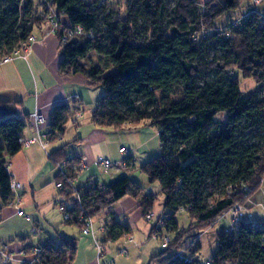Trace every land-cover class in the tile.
I'll use <instances>...</instances> for the list:
<instances>
[{"label":"trees","instance_id":"1","mask_svg":"<svg viewBox=\"0 0 264 264\" xmlns=\"http://www.w3.org/2000/svg\"><path fill=\"white\" fill-rule=\"evenodd\" d=\"M112 1L0 0V56L26 42L34 27L50 18L58 24L51 34L59 43L68 31L82 28L81 35L60 43L59 67L65 74H83L89 87L103 88L91 121L113 129L149 122L159 132L160 142V155L141 167L149 183L158 182V193L145 194L143 187L122 176L105 185V192L93 194L89 214L104 213L129 195L141 199L145 217L161 194L167 210L165 227L172 237L150 264H203L196 257L201 244L195 231L208 228L234 204L246 206L263 184L264 21L260 13L264 8L259 6L240 28L233 29L231 18L247 9L248 0H125L120 6L118 0ZM223 14L230 19L217 27L215 21ZM240 77L257 85L248 96L240 91ZM176 89L181 90L179 101L172 99ZM76 102L53 107L47 130L50 140L62 136ZM29 119L28 114L0 119L4 205L12 198L6 158L21 151L20 139ZM48 157L54 164L67 158L62 149ZM180 209L193 222L186 230L175 220ZM71 213L79 215L75 208ZM107 217L106 244L130 234V227L111 214ZM189 236L185 251L189 249L191 258L175 256ZM216 240L217 249L206 262L264 264L260 223L242 219L231 230L223 228ZM41 248L43 264H70L78 250L77 240L65 237Z\"/></svg>","mask_w":264,"mask_h":264},{"label":"crops","instance_id":"2","mask_svg":"<svg viewBox=\"0 0 264 264\" xmlns=\"http://www.w3.org/2000/svg\"><path fill=\"white\" fill-rule=\"evenodd\" d=\"M49 29L50 25L47 21H43L41 25L34 27L31 35L35 36L36 40L30 45L31 47L27 50L24 57L0 64V117L12 114L22 117L26 114L30 116L38 110L47 119V125L41 129V133L43 134H47L48 122L52 114L51 111L57 103H67L72 99L76 100L73 112L75 115L76 112L81 111L82 115L79 119L81 120L84 119V113L86 112L84 111V105L88 104L86 96H90L94 92L93 90L100 89L99 87H89L87 78L81 73L65 74L61 72L59 67L62 60L61 45L58 37L55 34L49 33ZM95 106H93L92 110ZM92 110L89 119L90 126H85L87 125L86 123H84L85 127L81 126L78 120L74 122L75 125L73 126L75 127L73 131L69 130L68 132V122L61 137L53 140L49 138L46 150L36 143L21 147V151L13 157L6 158L8 165L6 171H8L13 181L21 184V188L16 192L13 201L16 202L19 199V208L22 209L25 215H29L30 219L27 220L23 216L16 215L15 206L10 204V201L4 205L0 195V244L13 242V245H9L10 248L18 251L21 249L29 250L31 246L43 243L58 244L59 239L63 237L68 239L75 238L68 237L67 228L61 225L63 221L62 215L56 210L55 203L53 204V201L59 196V191L55 187L58 181V171L53 160L48 157V154L62 149L64 156L67 158L76 157L78 159L85 156L87 158V168L79 174V183L83 185L95 180L104 186L108 185L97 178V166L94 164V160L99 158L111 160L112 155H107L103 149L106 134L102 130L104 127L96 126L91 121ZM73 116L69 121L74 120ZM125 127L139 130L142 127L147 128L143 133L142 131L141 133H136L138 141L132 150L139 149L145 156H149L150 152L156 151V145L155 148H150L154 137H158L159 135V132L153 125L149 122H143L137 125H125ZM33 129L32 121L29 119L22 133L23 138L30 139L34 137ZM66 135H68L67 140H65ZM73 143L79 145L77 146V151H71L69 154L66 153L70 147L68 145ZM157 150L160 151V146ZM129 154L133 157L132 162L134 163L135 157L132 155L133 153ZM115 173L120 172L114 171L113 174ZM159 196L162 199L160 206L158 209H154L155 205L152 208L155 218L167 212V210L163 209V196L161 194ZM140 203V198L128 195L119 199L112 208L104 211L105 216H107V213L111 214L116 221L130 227V234L133 236V241L130 244H126L123 240L124 238H119V240L111 242L114 248L107 245L104 254L106 260H114L116 263L120 257H125L116 256L115 250L119 249V247L127 248V254L128 250H133V252H130L131 255L129 254L126 257V261L132 260L134 264H150V259L160 252V250L156 249L159 245L155 246L148 243L152 241L150 238L151 224L145 220ZM10 217L14 218L17 226H14V223L8 224L7 221ZM23 218L27 225L32 227V231L34 227L36 228V236L38 235L39 238L36 239V243L34 244H32L33 242L28 243L30 233L25 235L26 231L18 225V221H21ZM21 222L23 225H26L25 222ZM42 223L46 227L42 226ZM63 223L67 224L64 221ZM70 226H75L80 237L82 239L85 238L81 235L80 228L77 225L73 224ZM137 226L140 228L138 230L139 233H141L138 238L133 233L134 228L135 230L138 229ZM226 226L228 224H225L223 228ZM16 240L19 241L18 244ZM76 240L78 243V239ZM31 241L34 240L31 239ZM89 244L92 246L91 240H89ZM90 246L88 247L90 248ZM88 247L86 246L83 251L81 248H78L75 259L70 264H96V252L94 254L95 250L92 251L91 248L89 250ZM137 250L140 251L136 255L135 251Z\"/></svg>","mask_w":264,"mask_h":264},{"label":"built area","instance_id":"3","mask_svg":"<svg viewBox=\"0 0 264 264\" xmlns=\"http://www.w3.org/2000/svg\"><path fill=\"white\" fill-rule=\"evenodd\" d=\"M249 6L244 12L235 16L229 23V25L234 28H240L242 22L251 16L252 13L258 9L259 5L263 4V0H248ZM261 14V20L264 21V13ZM50 24L49 33H54L57 29L58 24L53 20L49 19ZM82 34V28L77 26L74 30L68 31L67 34L61 39V45L66 44L71 39L75 38L76 35ZM36 40L35 36L31 35L26 42L21 43L18 47L12 49L10 53H6L0 56V64L8 63L16 58L24 57L25 52L31 47L30 45ZM82 115L81 111H78L73 116V122H77ZM30 120L32 121L34 137L30 139H20V144L22 147L30 146L32 144L38 143L40 147L44 150L47 149V144L49 142V135L41 133L42 127L47 125V119L42 113L36 110L30 115ZM119 154L121 159L112 162L107 158H99L94 160V164L99 167L104 173L110 172V170L115 171H127L131 170L133 165L132 160H130L131 154L128 153L127 149L124 147L119 148ZM87 158L85 156L79 157L77 161L73 162L71 158H65L59 160L55 163V167L58 171V181L55 184L57 191H59L58 198L54 201L57 210L62 215V219L65 223L76 224L80 228L81 235L83 237H89L91 244L95 249L97 262L96 264H115L114 260H106L104 254L106 252L107 245L104 242V236L107 232V224L109 218L105 216L104 213L91 215L89 214L88 204L96 191L101 193L105 192V186L98 181L88 182L85 184H80L78 176L83 170L87 168ZM8 165L5 164V169ZM10 192L12 193V198L10 204L15 206L16 215L23 216L27 220L30 219L29 215H25L21 208H19V199L14 202L13 197L16 192L21 188L19 182L10 179ZM73 208L78 210L79 215L75 217L71 210ZM179 212L184 213V209H180ZM243 206L239 204H234L228 213L219 216V219H224L227 214L231 217V222L233 221L229 230L233 229L240 221L246 220L247 222H253V216L251 213L244 214ZM145 220L151 224L153 233L150 234V238L159 243L160 248H167L169 242L171 241L172 234L167 231L165 224L167 221L166 214H160L156 218L154 213L150 212L145 215ZM218 219V220H219ZM165 228L164 232H161ZM33 234L36 235V228H33ZM121 238H124L126 244H130L133 241V236L131 234H125ZM108 244V243H107ZM42 245V244H41ZM41 245L31 246L29 250H13L10 248L9 244H0V264H43L41 259L42 248ZM187 254V255H184ZM127 248L119 247L117 249V255H126ZM175 256L182 258H191L190 253H186L183 250H177ZM203 264H211L209 262H203Z\"/></svg>","mask_w":264,"mask_h":264},{"label":"rangeland","instance_id":"4","mask_svg":"<svg viewBox=\"0 0 264 264\" xmlns=\"http://www.w3.org/2000/svg\"><path fill=\"white\" fill-rule=\"evenodd\" d=\"M34 1H35V3L40 2V0H34ZM118 1H119V6L123 5L125 3V0H118ZM202 1H208V0H202ZM114 2H115V0L112 1L113 4H114ZM263 3H264V0H263ZM259 6L260 7L262 6V9L264 8L263 4L259 5ZM233 18H231V19H233ZM229 19H230L229 15L223 14L222 17L218 18L215 21V25L217 27H222L225 24V22ZM91 55H93L92 59L95 62L98 61V57L96 55H94V54H91ZM85 62L89 63L88 61H85ZM107 73H109V71H107ZM239 82H240V91H241V93H243L246 96H248V94H250L252 91H254L257 88L255 81H253L250 78L244 79V78L240 77ZM93 91L94 92L90 96H86L87 100H88V104L84 105V109H85L84 111H86L84 113L85 114L84 119L79 120V122L81 123V126H84V123L87 124L85 126L91 125V123L89 122L90 121L89 119L91 116V110H92L93 106L96 105L98 98L101 97L103 94V88L95 89ZM156 96L157 97L160 96L159 91H158ZM181 98H182L181 90L176 89V91L173 94L172 99L174 101H179ZM7 116H11V115L2 116V117H0V119L5 118ZM218 117H220L221 119H224L223 114L218 115ZM73 125H75V123L73 122V120H70L69 126H68V128H69L68 132H69V130L73 131V129L75 127ZM146 129H147L146 127H142L141 130L134 129V128H127V127L121 128V129H115V128L113 129V128H109V127H104L102 129V130H104V133L106 134V138H105V141L103 143V149L105 150L107 155L108 154L112 155L111 161L116 162L122 158L121 155H119V153H118V149H119V147L124 146V148L128 149V153H133L132 155L135 157V161H134L133 165H135V166L132 167L131 170L120 171V173H115V174H113V172L115 170H110V172L104 173L99 167H97L96 174H97V178H99V181L101 180L104 183L110 184L113 181H116V179L127 175V177H130L138 185L143 187V192L145 194H148L151 192H153L155 194L158 193V189H160L158 182H150L149 183L148 177L141 170V167L143 166V164L145 162L149 161V159H151V158H154V157H157L160 155V153H159L160 151L157 150V149H159V146H160V142H159L158 137L157 136L154 137V139L152 140L154 143L152 142L150 145V148H155V145H156V151L150 152L151 154H149V156L143 155L142 151H140L139 149L138 150H132L133 146H135L137 144V141H138V137H137L136 133L137 132L141 133V131L143 133V131ZM133 135H136V136H133ZM67 139H68V135H66L65 140H67ZM73 145H76V146H73ZM68 146H70V147L66 151V153L69 154L71 151H77V149H78L77 146H79V145L73 143V144H70ZM152 153H155V154H152ZM111 173H112V175H111ZM123 174H125V175H123ZM262 182H263V184L261 185V187L256 192H254L252 197L245 203L246 206H244V205H241V206H243V209L245 211L244 214L251 213L253 216L252 220L257 222V223H260L262 225V227H264V179ZM157 198H158V201L156 202L154 209H158V207L160 206L161 200H162L160 198L159 194H158ZM54 203L55 202L53 201V204ZM56 210H57V207H56ZM107 215H108V213H107ZM229 216L230 215L227 214V216L224 219H219L217 221L212 222V224L208 228H205L204 230L195 231V233L199 236V241L201 244V248L199 249L196 257L201 262L209 261L211 256L215 253V250L217 249V245H218V242L216 240V235L218 233H220L221 230H223L222 229L223 226H225V224H228V226H226L225 228L231 227L233 221L231 222V217H229ZM61 218H60V220L62 221ZM175 218L178 221L180 228H182L184 230H186L190 226V224L193 223L192 219H190L188 217L187 213H185V214L184 213H177ZM21 221L25 222L24 218L21 219ZM21 221L20 220L18 221V225H20L23 228V230L26 231L25 235H28L30 233V236L28 238V243H31V242H33L32 244L36 243V239L39 238L38 235L37 236L33 235L32 227L27 225L26 222H25L26 225H23ZM7 222H8V224L14 223V226H17L16 221L12 217H10V219ZM61 225L67 228L69 238L75 237L76 239H78L77 247L81 248L82 251L85 249L86 246L87 247L90 246V244H89L90 238L85 237L82 239L75 226H70L68 224H64L63 221L61 222ZM42 226L46 227V225H43V223H42ZM137 228H138L137 230H135V228H134L133 233L138 238L141 233H139V231H138L140 228L138 226H137ZM40 231H39V236H40ZM31 239L34 241H31ZM148 241H150V240H148ZM190 241H191V236L186 237L184 243L181 245L179 250L180 251L183 250L185 252L187 245L190 244ZM18 242L19 241L16 240L17 244H18ZM155 242H156L155 240L154 241L152 240L151 242H148V243H151L152 245L154 244L155 246L159 245L158 242H156V243ZM16 243H14V244H16ZM108 243L109 244H106V245H109V247L113 246V245H111L110 242H108ZM8 244L13 245V242H11V243L9 242ZM159 246H157L156 249L161 251V248L159 249ZM90 248L92 251L95 250V249H93L94 247H92V246H90ZM90 248H89V250H90ZM113 248H114V246H113ZM151 248H152V246H151ZM156 249H154V251H156ZM139 251L140 250L135 251V254L136 255L139 254ZM130 252H133V250L132 251L128 250L127 255H117V250H115V254L117 257L125 256V257H120L116 261L115 264H134V262L132 260H130L129 262L126 261V257H128L129 254L131 255ZM187 252L189 253V249H187ZM94 254H95V251H94ZM184 255H187V254L184 253Z\"/></svg>","mask_w":264,"mask_h":264}]
</instances>
